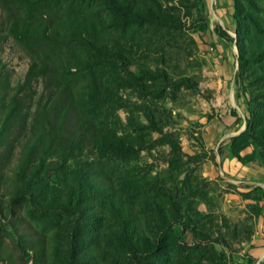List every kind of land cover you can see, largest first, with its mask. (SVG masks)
<instances>
[{"label": "rangeland", "instance_id": "rangeland-1", "mask_svg": "<svg viewBox=\"0 0 264 264\" xmlns=\"http://www.w3.org/2000/svg\"><path fill=\"white\" fill-rule=\"evenodd\" d=\"M160 1L179 18V27L121 26L103 0H33L30 9L7 5L11 15L19 12L22 17L43 16L56 22L64 43L57 54L63 66L72 70L71 82L78 92L86 91L81 86L87 72L111 87L113 107L90 111L89 101L81 114L88 118L87 126L90 121L98 124L113 148L86 152L83 161L94 159L112 178L119 197L132 203L136 218L125 224L128 231L136 230L133 239L139 243V254L122 244L121 221L109 210L102 220L91 221L37 210L32 200L7 212L4 206L16 191L12 174L20 143L11 152H3L0 161V264H38L41 246L45 264H67L68 234L73 229L76 237L87 241L82 240L78 248L93 250L95 246L108 264H146L147 260L264 264V185L247 173L248 166L259 161L255 151L264 148L249 142L240 152L242 157H255L256 162L248 163L237 160L229 149L230 138L245 129L249 115L248 88L235 77L237 48L235 61L217 59L212 32H227L210 24L215 21L214 0ZM5 11L0 7V23ZM67 18L97 25L100 52L71 40L74 34L64 26ZM232 34L224 37L228 47L235 45ZM0 47L3 71L14 87L24 77L29 57L12 38ZM73 55L82 60L84 71L74 68L68 59ZM37 91L40 95L41 84ZM83 99L89 97L84 94ZM94 112L98 113L91 115ZM230 116L233 122L227 120ZM72 128L70 119L64 129ZM14 130L20 139L22 132ZM164 193L181 201L182 213L190 215V220L184 219L189 227L181 218V225L174 223L168 229L159 216L168 212L170 204ZM167 219H172L170 212Z\"/></svg>", "mask_w": 264, "mask_h": 264}, {"label": "trees", "instance_id": "trees-1", "mask_svg": "<svg viewBox=\"0 0 264 264\" xmlns=\"http://www.w3.org/2000/svg\"><path fill=\"white\" fill-rule=\"evenodd\" d=\"M103 1L116 19V24L121 26L147 23L157 28H177L181 23L175 13L163 7L160 0ZM7 5L30 9L34 2L0 0V7L7 14L0 23V44L12 38L29 57L24 77L14 87L10 86L0 59V161L3 152H11L21 143L17 168L12 174L16 191L4 208L10 213L14 206H23L25 201L33 200V204L38 206L37 210L83 216L91 221L102 220L104 212L109 210L119 223L121 221L122 244L133 254H139V243L133 239L136 230H127V225L136 218L132 203L119 197L112 178L94 159L87 157L83 161L88 154L86 152L113 148L98 124L90 121L87 126L85 122L88 118L81 114L89 101L90 111L113 107L116 101L111 87L95 74L84 73L81 88L86 90L84 94L89 97L85 101L84 94L78 92L71 82L72 70L69 66H63V59L57 54L64 48V43L56 22L43 16L40 19L22 17L19 12L11 15ZM261 12H264L262 2L233 0L234 41L239 66L235 77L241 84L245 82L248 88L246 104L249 115L245 120V129L230 138L229 149L232 156L243 163L256 162L255 157H242L240 154L249 142L255 147L264 148V16H261ZM64 26L72 30L73 42L100 52L102 40L96 24L87 19L67 18ZM220 36L228 39L224 32ZM120 58L122 60L123 56ZM68 59L75 63L76 70L84 71L78 55ZM118 64L120 61H116ZM148 74L146 76H151ZM39 84L40 95L37 91ZM70 119H73V128L65 130L64 124ZM14 128L22 132L20 139L16 137ZM255 153L259 158L257 165L264 167V151ZM71 162L74 167L70 166ZM169 201L168 212L163 210V216L159 215L168 223V229L171 230L174 223L181 225V218L182 224L189 227L184 219L190 220V215L182 213L181 201L172 197H169ZM169 212L172 219L168 221ZM68 235L67 264H108L95 246L93 250L78 248L85 238L76 237L74 229ZM43 249L41 246L42 259L38 260V264H45ZM146 264L155 263L147 260Z\"/></svg>", "mask_w": 264, "mask_h": 264}, {"label": "crops", "instance_id": "crops-1", "mask_svg": "<svg viewBox=\"0 0 264 264\" xmlns=\"http://www.w3.org/2000/svg\"><path fill=\"white\" fill-rule=\"evenodd\" d=\"M212 9L214 12L215 21L211 20L210 24L214 27H217L218 29L221 28L222 30L227 32V34H231V36L234 35L232 34L235 27L232 18L233 0H214V8ZM212 33V41L215 43L216 51L219 55L217 59L225 63H229L230 59H233L235 61L236 51L235 49H233L234 45L231 44V46L228 47L225 43L226 41L222 36H220V34L218 35L214 31ZM227 120H230L229 122H233L234 117L230 116ZM248 167L251 168V171H247V173L251 176L257 177L262 182V185H264V169L258 165Z\"/></svg>", "mask_w": 264, "mask_h": 264}, {"label": "water", "instance_id": "water-1", "mask_svg": "<svg viewBox=\"0 0 264 264\" xmlns=\"http://www.w3.org/2000/svg\"><path fill=\"white\" fill-rule=\"evenodd\" d=\"M235 46V50H236V45H234ZM237 51V50H236Z\"/></svg>", "mask_w": 264, "mask_h": 264}]
</instances>
